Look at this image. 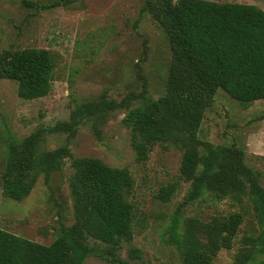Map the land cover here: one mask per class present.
Masks as SVG:
<instances>
[{
    "label": "trees",
    "instance_id": "obj_1",
    "mask_svg": "<svg viewBox=\"0 0 264 264\" xmlns=\"http://www.w3.org/2000/svg\"><path fill=\"white\" fill-rule=\"evenodd\" d=\"M59 0L37 9L67 4ZM139 16H149L162 30L170 50L164 92L157 98L131 92L120 100L101 94L76 103L66 120L40 126L20 141L9 139L2 193L22 200L40 175L48 182L66 160L74 220L62 225L56 237L43 244L0 227V264H85L97 256L109 264H130L120 256L123 241H131L135 204L129 199L133 179L127 168L110 166L100 158L75 156L68 145L39 150L46 132L73 136L89 124L100 139L111 112L125 111L122 123L129 129L136 162L147 160L155 145L181 152L179 176L189 183L168 228V241L180 264H212L221 249H231L246 216L257 228L245 233L231 264H260L264 255V155L257 169L245 160L243 149L214 145L198 138L205 111L221 89L248 105L264 99V10L255 4L211 0H143ZM55 60L45 48L25 47L0 51V79L16 81L22 100L46 96L52 85ZM177 182L160 189L168 202ZM229 200L236 208L226 214L181 216V206L197 200ZM129 257L140 256L131 248ZM264 262V260H263Z\"/></svg>",
    "mask_w": 264,
    "mask_h": 264
},
{
    "label": "rangeland",
    "instance_id": "obj_2",
    "mask_svg": "<svg viewBox=\"0 0 264 264\" xmlns=\"http://www.w3.org/2000/svg\"><path fill=\"white\" fill-rule=\"evenodd\" d=\"M25 1L41 5L59 0H0V51L48 49L55 60L53 81L46 96L22 100L16 95V81L0 79V174L9 139L20 141L40 126L66 120L76 103L101 94L120 100L144 89L157 98L164 92L170 59L162 30L149 16H139L143 0H76L45 9L29 6ZM211 1L255 4L264 10V0ZM124 113L122 109L110 113L100 126V139L86 124L71 137L46 132L38 149L68 145L75 156L97 157L110 166L127 168L133 179L129 199L135 204V219L132 239L123 241L120 256L130 264H180L175 246L168 241V228L189 188V183L179 176L181 152L171 146L155 145L146 161L136 162L129 129L122 123ZM197 135L214 145L240 147L246 162L261 169L264 99L244 105L219 89L205 111ZM71 171L67 159L48 182L40 175L31 192L19 201L3 195L0 179V227L50 243L62 225L74 220L68 187ZM174 182L178 183L175 193L168 202H162L158 197L160 189ZM234 209L229 200L214 202L207 197L181 206V216L206 218ZM256 228L254 218L246 216L233 247L221 249L212 264H231L241 237ZM131 248H137L140 256L129 257ZM258 259L264 264L263 254ZM85 264L109 263L88 256Z\"/></svg>",
    "mask_w": 264,
    "mask_h": 264
}]
</instances>
